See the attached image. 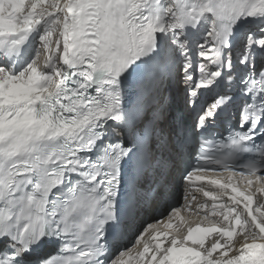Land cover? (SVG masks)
<instances>
[{
	"label": "snow or ice",
	"instance_id": "obj_1",
	"mask_svg": "<svg viewBox=\"0 0 264 264\" xmlns=\"http://www.w3.org/2000/svg\"><path fill=\"white\" fill-rule=\"evenodd\" d=\"M133 253L264 264V0H0V264Z\"/></svg>",
	"mask_w": 264,
	"mask_h": 264
}]
</instances>
